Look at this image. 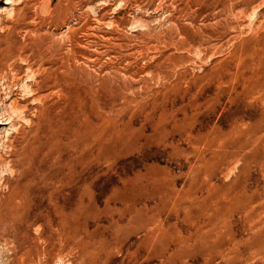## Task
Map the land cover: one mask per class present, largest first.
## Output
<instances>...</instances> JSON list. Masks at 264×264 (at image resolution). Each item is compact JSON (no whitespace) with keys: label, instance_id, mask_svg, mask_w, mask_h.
<instances>
[{"label":"rangeland","instance_id":"374dc122","mask_svg":"<svg viewBox=\"0 0 264 264\" xmlns=\"http://www.w3.org/2000/svg\"><path fill=\"white\" fill-rule=\"evenodd\" d=\"M0 119V264H264V0H0Z\"/></svg>","mask_w":264,"mask_h":264},{"label":"bare ground","instance_id":"6f19581e","mask_svg":"<svg viewBox=\"0 0 264 264\" xmlns=\"http://www.w3.org/2000/svg\"><path fill=\"white\" fill-rule=\"evenodd\" d=\"M11 121H9L8 119H5V121H2L1 119H0V125H2V124H9ZM59 202V201H58ZM66 204V203H65ZM67 207V206H66ZM58 228V227H57Z\"/></svg>","mask_w":264,"mask_h":264}]
</instances>
